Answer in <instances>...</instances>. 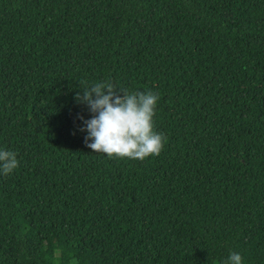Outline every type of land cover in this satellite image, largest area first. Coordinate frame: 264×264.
I'll list each match as a JSON object with an SVG mask.
<instances>
[{
    "label": "trees",
    "instance_id": "obj_1",
    "mask_svg": "<svg viewBox=\"0 0 264 264\" xmlns=\"http://www.w3.org/2000/svg\"><path fill=\"white\" fill-rule=\"evenodd\" d=\"M101 82L159 155L87 147ZM0 150V264H264V0H0Z\"/></svg>",
    "mask_w": 264,
    "mask_h": 264
},
{
    "label": "clouds",
    "instance_id": "obj_2",
    "mask_svg": "<svg viewBox=\"0 0 264 264\" xmlns=\"http://www.w3.org/2000/svg\"><path fill=\"white\" fill-rule=\"evenodd\" d=\"M82 94L77 93V101L86 103L96 115L84 121L88 136L87 147L95 153H105L109 157H128L143 160L151 155H159L162 137L154 133L152 118L158 96L149 92L128 94L119 91L108 82L82 86ZM83 119V117H81ZM92 142L89 143L88 141ZM18 167L16 155L0 150V170L7 175ZM225 264H242L238 253L231 254Z\"/></svg>",
    "mask_w": 264,
    "mask_h": 264
}]
</instances>
